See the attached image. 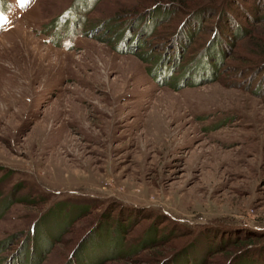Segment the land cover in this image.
<instances>
[{
  "label": "rangeland",
  "instance_id": "374dc122",
  "mask_svg": "<svg viewBox=\"0 0 264 264\" xmlns=\"http://www.w3.org/2000/svg\"><path fill=\"white\" fill-rule=\"evenodd\" d=\"M73 1L0 0L11 21L0 27V264H68L96 231L114 249L95 264L185 250L186 264H264L262 5L85 0L77 33L57 39ZM171 3L139 47L117 51L128 17ZM207 5L199 19L186 12ZM228 13L239 26L221 39ZM209 48L217 77L174 87ZM164 52L174 72L159 83ZM154 236L164 243L140 247Z\"/></svg>",
  "mask_w": 264,
  "mask_h": 264
},
{
  "label": "trees",
  "instance_id": "16d2710c",
  "mask_svg": "<svg viewBox=\"0 0 264 264\" xmlns=\"http://www.w3.org/2000/svg\"><path fill=\"white\" fill-rule=\"evenodd\" d=\"M241 2H242V0H230L229 3L232 6V8L228 9L229 12H231L230 10H232V9L233 10L235 9L236 11H238V8H236V7H238V5H240V4L244 5ZM84 3H85V0H79V1L74 0L73 1V4L70 7V9L65 10L56 20V22H55V28L56 29L52 31L53 36H56L57 39H61L63 36L72 37V35H75L77 33V31H78L77 29H79L78 26H80L81 19H82L80 14L78 13L79 12L78 7H79V9H84V7L82 6V4H84ZM76 5L77 6L79 5V6L77 7ZM258 5H262L259 7L258 12L263 13L264 10L263 11H261V10L263 9L262 7L264 6V0H255L254 3L252 4L253 9H257ZM170 7H172V3L166 4V5H164V4L163 5H157L156 4L155 6H152L151 8L145 10L143 13H138L137 15H133L131 17H128L126 19V21L124 22V25L129 23V22H132V25H131L132 27L125 28V26H124L123 33H121L122 35L119 36V39H120V42L123 43L122 45H125V47L123 49V48H120L119 46H117L116 47L117 51L133 52V49H136L137 47H139V45H141L140 38L138 39V34L140 33V31H142L141 28H144V30H143L144 32H146L147 29L148 30L151 29L156 24L158 18H162L163 16H165V14H167V12L169 11L168 8H170ZM207 7H208V5L202 6L199 8H194L191 10H187L186 12L188 15L190 14L191 16H195L196 19H199L201 16V12L207 11L206 10V9H208ZM243 7L246 8V5H244ZM262 13L259 16H260V18L264 19V13L263 14ZM230 15L231 14L228 13V16H227L228 19H226L227 21L222 25L221 39H225L227 32L229 30H231L232 26L238 25L237 21L232 20ZM65 16L67 17L66 21L64 20L62 22L63 24L61 23V25H59L60 22L62 21V18H64ZM195 17H194V19H195ZM70 19H71L70 27L66 28L65 32H63L62 34L60 32H58L59 31L58 29H61L63 26H65V24L70 22L69 21ZM190 29H191V26L188 27V29L186 31H188V33H190L191 32ZM242 33H243V30L241 29V34ZM185 34H187V32ZM220 41H219V38H217L215 41L216 43L214 44V47L216 46V48H217L216 53H219V46L218 45H219ZM128 46H131V47L128 48ZM211 49L212 48L205 50L204 53L199 54L198 57H194L188 66L182 67L181 68V75L179 77H177V79H178L177 82H172L171 84L174 87H178L181 84H185V83H187V84H191V83L192 84L193 83L199 84V82H201V81L210 80L208 74H211V73L214 74V76H212V78L217 77L218 62L212 58L214 56H212L213 53H212ZM208 51H209V53H207ZM167 56H168V54H165V52H164L160 57L157 58V62L151 68L150 73L156 77V81H158L159 83L169 82L170 79L173 77V72H174L173 68H174L175 62L172 60V62L170 63L169 60H171V58H166ZM258 68L264 69V63H261L259 66H257V69ZM187 78H190V81H188ZM98 233H99V231H96V233H93L92 235H90V237L85 238L82 242L80 241L81 242L80 245L74 250L73 255H72L73 258H71L72 256L70 257L72 260L69 261L68 264H95L96 260H95L94 253H96L99 249H101L103 247L105 249H108V248L111 249V247L112 248L114 247V245H112V243L114 241L111 242L109 240V239L113 238V235H111L112 232H109V233L105 232L104 233L105 240L102 239ZM108 234L110 237L108 236ZM97 235H98V237H97ZM108 237H109V239H108ZM155 237L156 236L152 237L151 239H147V238L143 239L142 244H140V247L142 246V249L143 248H152V247L157 246L158 244L164 243L163 238L155 239ZM58 241H59V236L54 239V242H58ZM106 241L108 242V245H110V247H107ZM121 243L119 242V247L123 248V245ZM251 250H253V249L251 248L247 252H249ZM175 254L176 253H174L170 256L164 255L163 257H162V255L161 256H154L153 260H155V261L158 260L159 261L158 264H186L185 261L190 256V255H188V253L185 250L184 252L181 253L180 256L174 257L173 261H166V260H169V258L172 260L173 259L172 256ZM113 255L115 256V254H113ZM105 256H107V254ZM263 257H264V251L261 253L259 260L261 261L263 259Z\"/></svg>",
  "mask_w": 264,
  "mask_h": 264
},
{
  "label": "snow or ice",
  "instance_id": "6c2138e0",
  "mask_svg": "<svg viewBox=\"0 0 264 264\" xmlns=\"http://www.w3.org/2000/svg\"><path fill=\"white\" fill-rule=\"evenodd\" d=\"M17 5L21 8L26 7L30 0H16ZM11 23L10 19L3 11H0V27H3L4 25Z\"/></svg>",
  "mask_w": 264,
  "mask_h": 264
}]
</instances>
